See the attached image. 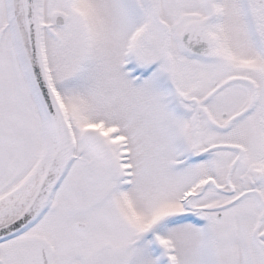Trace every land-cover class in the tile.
I'll list each match as a JSON object with an SVG mask.
<instances>
[{
    "label": "snow or ice",
    "instance_id": "1",
    "mask_svg": "<svg viewBox=\"0 0 264 264\" xmlns=\"http://www.w3.org/2000/svg\"><path fill=\"white\" fill-rule=\"evenodd\" d=\"M0 264H264V0H0Z\"/></svg>",
    "mask_w": 264,
    "mask_h": 264
}]
</instances>
